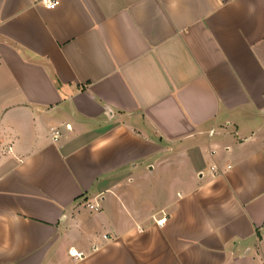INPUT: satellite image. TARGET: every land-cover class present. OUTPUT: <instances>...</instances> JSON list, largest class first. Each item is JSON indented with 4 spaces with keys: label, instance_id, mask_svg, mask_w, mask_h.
<instances>
[{
    "label": "crops",
    "instance_id": "crops-1",
    "mask_svg": "<svg viewBox=\"0 0 264 264\" xmlns=\"http://www.w3.org/2000/svg\"><path fill=\"white\" fill-rule=\"evenodd\" d=\"M38 1L0 0V264H264V0Z\"/></svg>",
    "mask_w": 264,
    "mask_h": 264
},
{
    "label": "built area",
    "instance_id": "built-area-1",
    "mask_svg": "<svg viewBox=\"0 0 264 264\" xmlns=\"http://www.w3.org/2000/svg\"><path fill=\"white\" fill-rule=\"evenodd\" d=\"M38 2L48 10H56L60 5V0H39ZM212 134H214V130L211 132V135ZM57 138H58V134H55L54 139ZM213 170L217 171L216 169ZM70 255L76 260H81L82 258L85 257L84 253L78 252L74 248L70 250Z\"/></svg>",
    "mask_w": 264,
    "mask_h": 264
},
{
    "label": "rangeland",
    "instance_id": "rangeland-1",
    "mask_svg": "<svg viewBox=\"0 0 264 264\" xmlns=\"http://www.w3.org/2000/svg\"><path fill=\"white\" fill-rule=\"evenodd\" d=\"M85 208H89V204H84ZM90 209V208H89Z\"/></svg>",
    "mask_w": 264,
    "mask_h": 264
}]
</instances>
